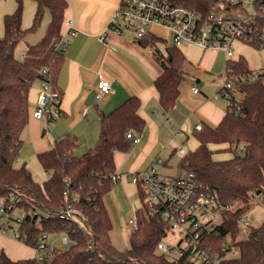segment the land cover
<instances>
[{
	"label": "trees",
	"instance_id": "trees-1",
	"mask_svg": "<svg viewBox=\"0 0 264 264\" xmlns=\"http://www.w3.org/2000/svg\"><path fill=\"white\" fill-rule=\"evenodd\" d=\"M204 15L219 0H171ZM37 9L28 29L23 27V3L18 1L16 10L4 17V33L0 36V199L9 200L24 210L57 213L70 206L71 211L84 220L80 228L76 222L58 217L42 220L27 217L20 227L27 237L26 244L36 248L42 233H67L73 244L66 250H56L45 255L42 261L33 258L13 260L0 250V264H193L186 258L172 259L157 251L158 244L166 238L169 225L162 218V208L146 202V191L138 185L143 210L137 213L138 230L130 237L126 251L117 250L111 241L112 221L104 198L115 188L118 176L115 154L127 152L132 141L128 132L141 135L146 121L140 116L141 101L137 96L128 98L108 114H100L99 135L96 145L77 156L79 147L76 136L66 134L56 139L50 149L37 155L48 175L40 184L26 165L16 166L25 131L33 111H30V92L36 82H47L57 94L60 107L62 91L58 77L64 64L62 29L67 0H36ZM50 13L44 37L28 46L22 59L16 57L17 45L40 28L45 13ZM256 36L251 45L260 47L264 38V17L254 25ZM263 39V40H261ZM141 48H150L161 69L154 81L159 102L164 112L177 103L180 85L186 76L188 60L181 48L169 46L154 34L134 37ZM253 72L243 57L226 60V76H245ZM242 98L228 99V111L221 123L213 128L203 125L193 136L199 142L194 151L184 153L179 163L182 173H194L198 182L209 187L222 203V222L216 229L215 250L219 264H264V224L252 228L249 238L235 241L242 215L250 208L253 199L264 195V75L254 81L237 83ZM224 88H221V92ZM210 144H228L233 157L215 161ZM259 193V194H258ZM241 202L242 206L233 210ZM229 240L237 255L227 257L229 248L222 242ZM92 248L89 249V245Z\"/></svg>",
	"mask_w": 264,
	"mask_h": 264
},
{
	"label": "crops",
	"instance_id": "crops-1",
	"mask_svg": "<svg viewBox=\"0 0 264 264\" xmlns=\"http://www.w3.org/2000/svg\"><path fill=\"white\" fill-rule=\"evenodd\" d=\"M18 1L0 0V36L4 33L5 15L16 10ZM20 1L24 6L23 27L28 29L33 22L37 2ZM67 2L62 40L68 37L70 29L76 34L71 37L64 51L65 60L58 77V86L63 94L60 104L62 116L54 121L53 127L48 126L47 117L41 120L30 117L22 135L23 144L17 162L28 167V161L50 149L55 140L52 142L50 139L46 140L45 135L51 134L54 127L64 126L76 131V134L71 135L78 138L80 145L79 138L85 139L86 136L78 128L84 127L90 113L91 117L94 116V111L95 115L98 114L96 130L98 140L100 114H108L128 98L137 96L141 101L139 114L146 121V127L141 135L137 136L140 138L137 144L132 142L127 152L115 154L118 182H121L124 176L132 181L130 174L146 171L151 167L162 175H183L184 173L178 175L177 170L183 156L177 149L180 140L186 138L187 142L191 143L190 150H196L199 142L193 136V132L197 126L207 125L215 128L228 111L229 101L221 94L225 80L217 92L212 91L209 85L210 79L216 80L217 76H221L223 60H227L225 53L217 50L203 51L198 48L200 53L197 55H185L188 62L185 65L186 76L180 85L179 98L170 111L164 112L154 85L161 72L157 63L156 69L151 70L124 57L121 52L124 46L120 39L125 33L117 35L108 29L121 0H67ZM152 32L165 40L169 46H173L171 33L170 36H160L153 30ZM102 36H106V40L101 41ZM36 40L32 38L28 46L35 44ZM102 80L110 82L111 92L98 98V86ZM194 86H198L199 93L192 92ZM41 89L40 81L31 89V112L36 108ZM216 146L218 145L210 144L209 148ZM75 154L81 156L77 150ZM159 159L162 163L158 162ZM110 194L111 192L104 198L109 213L110 208L106 200ZM117 194L118 189L115 190V196ZM7 255L13 259L12 255L8 253Z\"/></svg>",
	"mask_w": 264,
	"mask_h": 264
},
{
	"label": "built area",
	"instance_id": "built-area-1",
	"mask_svg": "<svg viewBox=\"0 0 264 264\" xmlns=\"http://www.w3.org/2000/svg\"><path fill=\"white\" fill-rule=\"evenodd\" d=\"M263 17L264 0H219L206 15L175 5L171 0H121L108 29L117 35L128 32L134 37L142 38L147 34H154L151 30L153 27H159L171 33L172 45L175 47L194 45L203 51H222L227 59H231L234 56L232 45L235 40H246L249 43L257 40L254 25ZM75 34L70 29L68 37L58 46L65 50ZM258 38H264V34H260ZM100 40H106V36H102ZM260 75H264V69L245 76H226L222 96L228 100L236 95L239 81H254ZM98 87V98L111 92L109 81L102 80ZM192 92L199 93L198 86H194ZM238 92L240 94V90ZM56 103L57 94L52 91L49 83L42 82L33 118L41 120L47 117L48 126L53 127L54 121L62 116ZM201 127L198 125L197 130ZM126 136L134 144L140 141L133 132H128ZM178 152L184 154L182 148ZM158 162L162 163V160L159 159ZM130 179L143 186L146 202L163 209L162 218L168 223L169 231L157 246L159 253L172 259L186 258L193 264L220 263V255L215 250V239L216 229L221 224L216 223V216L221 215L222 203L209 187L198 182L192 172L180 176H166L158 173L154 167L132 173ZM118 180L119 175L113 177V181ZM12 202V195L9 200L0 199V234H7L12 229L14 238L21 242L27 241V237L20 232L27 217H37L38 228H42V220L50 217L76 222L80 228L84 227V220L77 217L70 206L51 213L32 209L27 211ZM130 226L133 231L138 230L137 216L130 220ZM57 234L64 235L62 242L68 248L72 246L73 242L67 233H42L35 248L37 260L42 261L47 253L60 250L48 241L50 236ZM169 238L173 240L170 241ZM222 247L229 248L227 257L237 254L236 247L229 240L223 241ZM91 248L92 244L89 245V249Z\"/></svg>",
	"mask_w": 264,
	"mask_h": 264
},
{
	"label": "rangeland",
	"instance_id": "rangeland-1",
	"mask_svg": "<svg viewBox=\"0 0 264 264\" xmlns=\"http://www.w3.org/2000/svg\"><path fill=\"white\" fill-rule=\"evenodd\" d=\"M23 3V2H22ZM8 4V3H6ZM7 6V5H4ZM24 7V6H23ZM50 22V14L46 11L43 22L36 33L29 35L24 41H21L16 48V57L22 59L26 54L28 49V43H31L32 38L37 40L34 43L40 41L47 30L48 24ZM151 30L159 34L160 36H170V32L166 29H161L154 27ZM170 38V37H169ZM122 45L124 46L123 53L124 57L134 61L138 65H142L148 69H156V61L154 59L153 51L150 48L139 47L134 36L131 33L125 32L121 37ZM232 49L234 56L231 58L234 61L243 57L247 62L248 68L253 72H259L264 69V45L256 47L251 45L246 40L237 39L233 42ZM181 51L188 56L197 55L200 53L198 47L194 45H184ZM226 79V60H223V72L221 76H217L216 80H209L210 89L217 92L223 80ZM239 87L235 90V94L241 99L243 96L238 92ZM221 96V95H220ZM96 114V111H94ZM91 117L89 115V120L86 121L84 127H79L78 130L84 133L85 139H80V145L77 148L78 155H83L84 151L89 148H93L97 143V133L98 130V114ZM97 119V122L95 120ZM94 122V125H93ZM66 133L76 134V131H71L64 126L54 127L51 134H46L45 139L54 141L63 137ZM52 135V137H51ZM184 143H183V142ZM190 144L187 142L186 138L180 140V146L177 148L184 149L187 153L190 150ZM213 151V159L215 161L229 160L233 157V153L229 151L228 144L218 145L211 149ZM80 153V154H79ZM16 166L20 167L21 164L16 162ZM28 168L30 169L33 178L40 184H43L47 179L48 175L42 169L37 156L28 161ZM178 175L182 173L180 167H177ZM118 189V194L115 196V190ZM105 203V201H104ZM106 204L110 208L109 216L112 221V230L110 233L111 241L113 246L119 251H126L130 247V237L133 233V229L130 226V220L137 216L140 210H143V203L140 195V190L137 184L130 181L126 176H124L121 182H118L115 188L111 191V194L106 200ZM106 206V205H105ZM242 206L241 202H237L233 206V210L238 209ZM107 208V207H106ZM109 212V211H108ZM242 222L240 221L238 225L237 234L235 241H245L249 238V234L252 228H259L264 224V195L260 197V201L253 199L250 202V208L242 215ZM222 222V216H216V223ZM64 235L57 234L49 237V242L53 243L58 249L66 250L68 246L62 242ZM169 240H173L169 238ZM3 249L6 253L12 255L13 259H23L32 258L36 255L35 248L27 245L24 242L16 240L14 238V231L11 229L7 234H0V250ZM237 255V254H235ZM234 255V256H235Z\"/></svg>",
	"mask_w": 264,
	"mask_h": 264
},
{
	"label": "water",
	"instance_id": "water-1",
	"mask_svg": "<svg viewBox=\"0 0 264 264\" xmlns=\"http://www.w3.org/2000/svg\"><path fill=\"white\" fill-rule=\"evenodd\" d=\"M259 194V193H258Z\"/></svg>",
	"mask_w": 264,
	"mask_h": 264
}]
</instances>
